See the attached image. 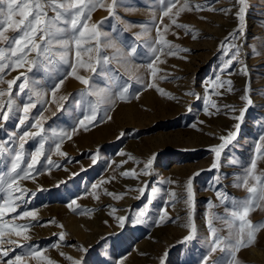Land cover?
I'll list each match as a JSON object with an SVG mask.
<instances>
[{
	"label": "rangeland",
	"instance_id": "374dc122",
	"mask_svg": "<svg viewBox=\"0 0 264 264\" xmlns=\"http://www.w3.org/2000/svg\"><path fill=\"white\" fill-rule=\"evenodd\" d=\"M102 3L104 6L97 7L89 21L90 24L96 23L101 33L99 51L81 53L83 62L92 64L96 72L78 67L77 74L88 78L93 88L110 89L113 95L127 86L129 99L117 100L110 112V120L98 121L86 131L81 129L71 140H65L62 151L67 153V157L52 155L53 161L60 167L49 169L42 158L38 166L40 171L34 173V179L21 181V185L28 189V203L27 208L20 211L35 210L38 219L14 221L16 224H33L27 233L31 239L24 241L22 237L5 230V234L0 236V249H14L5 261L21 252V249L7 243L8 240H16L42 250L44 256L55 264H72L68 257L82 260L83 264H161L162 259L166 264H202V257L207 254L212 239L208 221L213 219L214 214L225 216V207H230L227 203L220 204L216 192L246 198L249 195L246 188H238L234 184L252 159L257 160L256 175L264 174V141L259 139L264 135V0H247L244 31L234 40L231 34L240 27L236 0H187L191 11L170 16L178 24L187 25L191 31L186 32L172 25L169 17H164L163 23L170 26L164 33L165 38L179 49L188 51L181 50L175 55H168V50L160 52V60L156 64L160 71L155 78H151L143 66L155 58L147 44L156 39L152 21L153 12L156 22L160 20L158 0H119L113 16L108 11L111 0H102ZM184 3L185 0H179L177 8ZM197 4L202 6V10L195 9ZM176 10L173 9V13ZM49 15L52 13L49 12ZM141 25L148 27L147 34H142L144 29ZM193 32L196 39H192ZM6 35L14 33L9 30ZM109 39L125 53L133 47L136 49L127 66L117 63L116 59H111L110 63L103 62V57L116 55L115 49L106 47ZM232 43L239 44L240 54L229 68L221 72L234 53V49L229 47ZM95 44L93 40L86 47H94ZM69 61L76 62L74 48ZM244 65H247V76L240 72ZM70 70L67 65L61 68L65 74ZM21 71L28 75L30 85L33 78L42 82L37 90L46 92L48 103L43 106L48 109L44 112L48 117L46 129H70L83 117L84 112L76 101L81 99L79 93L85 86L77 79L72 76L64 78L60 73L53 78L37 67L32 73H27L26 68L8 71L4 80L14 79ZM216 76H220L221 80H231L233 90L220 89L222 95L217 96L209 88L206 93V86ZM136 77L142 78L144 84L151 79L156 88L138 84ZM61 78L64 83L53 101L50 89ZM21 82L23 78L13 86L12 95L22 105L27 94L17 96ZM157 88L162 89L164 94ZM0 89L6 90L7 83L0 84ZM245 89L249 92L246 93ZM192 92L201 98L197 100L188 94ZM205 94L217 103L219 112L210 108L212 115L204 113ZM245 94L253 100L251 106L242 101L241 97ZM60 96H67L68 99L59 101ZM6 99L7 96L0 98V102ZM57 103H63L62 111H57ZM189 107L193 110L188 111ZM241 108L247 111L244 120L239 122L238 138L222 154L221 169L210 170L215 159L210 149L221 143L220 136L235 130L238 121L234 117ZM41 110L42 106L38 105L32 115ZM99 115H102V109ZM0 123L3 124L0 127V142L8 141L12 132L22 134L27 130L23 126L17 128L16 119ZM194 123L196 128L191 127ZM83 137L87 138L84 140ZM37 142L28 141L25 150H33ZM7 146L12 147L11 144ZM97 152L98 161L93 165L91 156ZM129 156L133 159L129 160ZM153 156L151 174L145 176L141 169ZM233 159L238 163L228 162ZM9 166L10 161L0 165V173L6 172ZM133 169L141 173L138 178L121 175ZM189 179L193 181L195 196L192 209L185 203ZM61 181L65 183L61 184ZM255 183L249 180V186ZM93 184L98 187L93 189ZM141 187L146 189L142 196L138 191ZM153 187L160 189L155 196L151 193ZM173 192L174 198L171 196ZM72 200L77 203L70 208L68 205ZM209 202L213 207H209ZM113 209L116 211L113 212ZM141 211L145 212L142 218L139 216ZM165 213V219L158 222L159 216ZM12 215L15 214L6 215L4 220L10 221ZM118 217H125L123 227ZM140 219L144 222L139 223ZM249 219L253 223L264 222V201L250 213ZM190 223L195 225V236L185 242L184 237L190 234ZM75 226L83 230L85 237L75 238ZM213 226L219 235H228V227L222 221L213 219ZM60 232L65 233L63 242L58 240ZM56 244L59 247H53ZM80 249H87V252ZM224 258L225 254L217 250L211 260ZM26 264L47 262L26 259ZM235 264H264V229L257 233L252 245L236 254Z\"/></svg>",
	"mask_w": 264,
	"mask_h": 264
},
{
	"label": "snow or ice",
	"instance_id": "6c2138e0",
	"mask_svg": "<svg viewBox=\"0 0 264 264\" xmlns=\"http://www.w3.org/2000/svg\"><path fill=\"white\" fill-rule=\"evenodd\" d=\"M239 5L236 16L240 22V27L236 32L231 34L232 39H236L239 33L244 31L247 0H236ZM119 3V0H111V4L108 6L109 15H115V9ZM161 15L159 23L156 22L155 12H153L152 24L155 27L156 39L153 43L147 44L149 51L155 57L150 63L144 65L151 78L157 76L158 71L157 61L160 60L159 53L165 50L168 55H175L178 51H188L187 49H179L178 46L173 45L164 36L169 30V25L164 24V17L171 19V24L177 28L185 29L186 32L191 31L187 25L178 24L176 19L171 18L170 14L179 16L181 12L185 10L191 11L192 8L185 0V3L177 8L179 0H158ZM0 5H6V7L0 6V84L7 83V89H0V98L7 96L6 100L0 102V121L7 122L12 119L18 121L17 128L24 127L22 134L12 132L9 134L8 141L0 142V165L10 161V166L6 172L0 173V236L5 234V230L9 233H15L16 236L22 237L24 241H28L31 237L27 234L29 229L33 226L31 222L16 224V220H24L30 218V221H37L38 216L35 210H23L27 208L28 201L26 196L28 195V189L21 185V181H26L30 178L34 179V173H38L40 168L38 166L44 163L50 169L51 167H60L52 159V155L59 157H67V153L62 151V145L65 140H71L75 134L81 129L88 130L90 125L98 121L105 119H111L110 112L117 100L126 101L129 99L130 90L129 87H123L118 93L113 95L110 89L107 88H93L88 78L77 74V68H85L96 72V68L92 64H85L81 59L82 52L99 51L100 43L99 38L101 33L96 23L90 24L92 13L97 7H103L102 0H0ZM196 10H202V6L197 4L194 6ZM173 9H177L173 13ZM227 11V10H221ZM49 12L52 15H49ZM18 17V18H17ZM119 18V17H117ZM163 25V27H161ZM144 29L142 34H147L148 27L141 25ZM11 30L14 35H6ZM141 34H137L139 36ZM196 34L192 33V39H196ZM95 40L94 47L88 46L91 41ZM147 43V42H146ZM53 45L57 47L54 49ZM106 47L115 49L116 55L112 58L108 56L103 57L104 63H110L111 59H116L117 63H122L127 66L130 63L131 58L135 54L136 49L133 47L130 51H125L122 48H118L112 40H108ZM223 47V46H222ZM234 49V53L231 59L227 60L224 66L221 68V72L229 68L233 61H235L240 54L239 44L232 43L229 45ZM75 49L76 62L70 63L69 56ZM255 51V50H253ZM35 54L31 59V54ZM97 64L100 60L97 59ZM67 65L70 67V71L66 74L61 71L62 66ZM37 67L42 68L45 73L55 78L56 73H60L61 76L67 78L72 76L77 79L85 88L79 93L81 99L76 101L77 106L81 107L84 115L78 119V122L74 124L70 129L67 128H45V122L48 117L44 115L47 111V107H43L48 102L45 100L46 92L37 90L41 85L40 80L32 79L31 85L28 75L21 71L20 74L12 80H4V75L8 71L17 69H27V73H32ZM241 74L247 76V65H244L241 70ZM23 78V82L18 85L17 96L27 94V99L23 104L17 103L16 98L13 97V86L17 84L18 80ZM138 84L144 85L146 88H156V85L151 82L144 84V81L140 77H136ZM64 83V79L61 78L54 83L50 91L53 97V101L56 99V93ZM209 88L214 95L220 96L222 93L220 89H226L228 92L233 90L231 80H221L220 76H216L215 79L206 86L205 92L207 93ZM157 91L164 94L162 89L157 88ZM248 93L249 89H245ZM193 95L199 100L201 97L192 92L188 93ZM90 97H95L94 100ZM35 98V99H34ZM138 98V97H137ZM67 96H60L59 101H66ZM245 105L251 106L253 100L249 94H245L241 97ZM38 105L42 106V110L36 115H32L33 109H36ZM229 107V106H225ZM210 108L216 112L220 111V107L215 101H212L210 96L205 94L203 97V111L205 114L212 115ZM64 109L63 103H57V111ZM102 115L98 116L101 112ZM192 107L188 108V111H192ZM231 111H236L231 109ZM246 108H241L239 114L234 117L236 121L235 130L230 131L227 135L219 137L221 143L210 149L215 154V159L211 164L210 170L219 171L222 167V154L229 146L233 145V142L237 140L239 129L241 128L240 121H243L246 115ZM55 115V113H53ZM32 121L30 124L29 121ZM199 123H203L200 121ZM0 127L3 124L0 123ZM191 127L196 128L197 124H192ZM123 135V134H122ZM261 141H264V135L259 137ZM37 140V146L30 151L25 150V146L28 141ZM11 144L12 147L7 145ZM99 153L91 156L92 164L95 165L98 161ZM129 160L133 157L129 156ZM155 156L148 159L144 163L141 173L145 176L151 174L153 161ZM126 162V161H125ZM231 164H236L238 161L230 160ZM257 160L252 159L250 164L244 168V174L236 178L234 184L235 187H244L249 194L246 198L240 199L230 197L226 193L217 191L216 196L220 200L221 205L226 203L230 207H225V216L213 215V219L220 220L228 227V235L221 236L216 227L213 226V219L208 221V227L212 239L209 244V250L206 255L202 257V264H235L236 254L242 249L252 245L255 242L257 233L264 229V222L253 223L249 219L250 213L257 207L259 203L264 201V174L256 175ZM141 173H137L133 170H126L121 173L124 177L138 178ZM252 179L256 183L249 186V180ZM64 184L65 181H61ZM103 183V181H101ZM97 184H93L92 188H97ZM141 196L145 193L144 187L139 188ZM160 191L159 188H151V193L155 196ZM187 199L185 203L190 209L194 207V191L193 181L189 179L186 184ZM109 195H114L108 193ZM174 198L175 193H171ZM119 199V196H115ZM77 201L72 200L68 205L72 208L76 205ZM151 203V200L148 201ZM209 207H213L209 202ZM116 209H113L115 212ZM8 214L12 215L10 221H5L4 217ZM145 212L141 211L139 216L144 217ZM165 214L160 215L159 221L165 219ZM191 213L189 219L191 221ZM120 226L123 227L125 223V217H118ZM139 223H143L142 219L138 220ZM50 223H54L51 221ZM60 227H63L60 225ZM190 234L184 237V241H190L195 236V225L190 223ZM58 240L63 242L65 240V233L60 232L58 234ZM8 244L14 245L15 248L21 249L19 254L14 257H9L10 251L14 249L3 250L0 249V264H26V259H40L45 260L47 264H55V262L48 257L44 256L42 250L29 246L27 244H20L16 240H8ZM53 247H59V244L53 245ZM82 252H87V249H80ZM219 250L225 254L223 260H211L214 253ZM63 255V253H61ZM165 257L167 253L164 254ZM72 260V264H83L82 260ZM122 264V262H121ZM161 264H166L162 259Z\"/></svg>",
	"mask_w": 264,
	"mask_h": 264
},
{
	"label": "bare ground",
	"instance_id": "6f19581e",
	"mask_svg": "<svg viewBox=\"0 0 264 264\" xmlns=\"http://www.w3.org/2000/svg\"><path fill=\"white\" fill-rule=\"evenodd\" d=\"M131 111V110H130ZM115 133V132H114ZM168 135V134H167ZM87 137H83L82 139H86ZM71 222V221H70ZM70 224V223H69ZM76 225V224H75ZM73 226V225H72ZM81 226V225H80ZM73 234L75 235V238L76 237H85V234L83 233V230L79 227V226H75L73 227ZM80 240V239H79Z\"/></svg>",
	"mask_w": 264,
	"mask_h": 264
}]
</instances>
